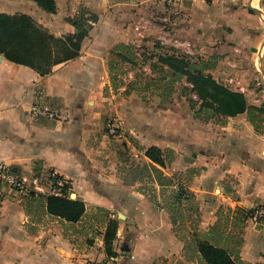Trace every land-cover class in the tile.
Listing matches in <instances>:
<instances>
[{
  "label": "crops",
  "instance_id": "1",
  "mask_svg": "<svg viewBox=\"0 0 264 264\" xmlns=\"http://www.w3.org/2000/svg\"><path fill=\"white\" fill-rule=\"evenodd\" d=\"M14 1L24 5L20 14L56 38L78 33L77 25L86 36L79 57L47 76L0 55V163L10 165L27 190L37 188L35 195H49L50 173L69 179L70 198L83 200L86 210L76 223L47 215L43 206L27 214L23 203L32 208L36 196L0 185V264L104 261L109 221L117 222L116 264H204L196 254L185 257L158 196L154 202L139 190L149 185L159 194L158 187L127 182L129 170L139 165L114 160L109 143L115 141L105 134L107 116H117L121 144L141 164L148 163L144 150L150 147L173 151L163 173L187 179L202 234L220 209L264 203V131L257 132L246 114L217 128L195 122L184 106L155 111L152 102L137 103L131 93H111L109 54L117 44L148 37L189 57H215L212 78L259 106L264 103V0H54L55 14L29 0ZM153 16L166 20L160 35L150 26ZM111 94L123 95L118 106ZM39 106L45 112H35ZM188 232L189 223L183 236ZM242 238L241 262L264 264V226L246 221Z\"/></svg>",
  "mask_w": 264,
  "mask_h": 264
},
{
  "label": "trees",
  "instance_id": "2",
  "mask_svg": "<svg viewBox=\"0 0 264 264\" xmlns=\"http://www.w3.org/2000/svg\"><path fill=\"white\" fill-rule=\"evenodd\" d=\"M29 1L35 3L45 13L55 14L54 0ZM206 2L210 3L209 0ZM77 28L76 34L56 38L28 15L0 13V55L11 63L32 69L39 76H47L52 73L55 66L79 57L86 30L80 25H77ZM137 55L136 48L130 44H117L110 51L109 87L113 93L118 90L115 84L118 74L115 71L120 69L124 74L123 71L126 69L123 64L129 62L132 68L136 64ZM158 61L160 67H157V72L167 77L163 81L160 89L162 91L158 97L170 98L175 83L186 78L199 104L187 96H185L186 101L199 119L211 120L215 117L227 119L246 114L247 120L257 132L264 131V105L260 107L249 105L243 94L230 90L214 80L209 72L215 68V63L209 60H187L186 57L175 56L159 57ZM153 67L156 68V66ZM134 86L130 84L124 95L134 92L136 90ZM107 88L108 86L105 87V94ZM183 90L186 92L187 88ZM144 156L148 163L132 167L129 170L131 178L127 182L144 180L158 187L159 194H156L154 187L149 185L140 187L139 190L154 202H157L158 196L159 206L168 215L173 232L184 243L185 257L196 254L204 264H243L239 257V250L243 242L244 225L246 221L252 220L255 207L220 209L216 222L206 233H199L196 226L198 209L186 186L187 179L184 180L181 176L168 177L163 173V169L175 158L173 151H162L156 147H150L144 150ZM61 191V195L44 197L30 192L28 196H36L35 205L37 208L43 206L47 215L67 223H76L84 215L86 204L81 199H71L69 194H65L66 187H62ZM232 197L235 199V193H232ZM25 212L28 214V209L25 208ZM187 223L190 225V232L183 236L184 226ZM229 225H231L230 229H228ZM116 229L117 222L109 221L104 234L105 252L107 257L111 258L115 255L112 244Z\"/></svg>",
  "mask_w": 264,
  "mask_h": 264
},
{
  "label": "rangeland",
  "instance_id": "3",
  "mask_svg": "<svg viewBox=\"0 0 264 264\" xmlns=\"http://www.w3.org/2000/svg\"><path fill=\"white\" fill-rule=\"evenodd\" d=\"M7 1V2H3ZM26 7V6H25ZM24 9L23 4H18L14 0H0V11H4L7 14L13 15V14H20ZM34 10V8H33ZM33 10L31 11V14H33ZM36 13L38 11L36 10ZM34 15V14H33ZM152 24L150 25L155 35H160L161 31L163 30V26L166 25V20H163L161 16H153L152 18ZM152 37V36H151ZM133 46L136 48L137 51V57H136V64L131 68L130 63L127 62L126 64H123L124 68L126 70L123 71L124 74L121 73V70L118 69L115 71V73L118 74L115 84L118 87V93L124 94L126 89L129 87L130 84L135 85V91L131 92L130 99L138 102H144L150 104L152 102L154 104L155 111L157 110H165L170 108L171 106H184L186 109L187 116H192L195 122H200L204 124L212 123L217 128H219L221 125H225L227 119L215 117L211 120H202L199 119L197 114L189 108V103L186 101V97H189L194 100L196 104H199V101L197 99L196 94L194 93L192 86L188 83L186 78H182L180 82L175 83L174 90L172 92V95L170 98H160L158 95L161 93L162 90L161 86L163 85V81L167 79L166 76L162 75L160 72H157V67H160L158 58L159 57H166V56H175L179 58L186 57L187 60H197L195 57H189L184 54L179 53L178 48H174L168 43L161 42L160 40H156L153 38L144 37L143 39L139 40L136 44H133ZM203 60H209L216 64L217 58L210 57L208 59ZM153 66H156L154 68ZM122 69V68H121ZM184 88H187L186 92L183 90ZM113 93V91L111 92ZM114 95L111 94L109 98H112L113 105H117L116 101L123 99V95ZM122 104H124V101H121ZM263 104L259 105L263 106ZM112 107V105H110ZM118 106V105H117ZM253 106V105H252ZM44 110L45 108L42 107ZM198 109V105L196 106V110ZM162 113V112H160ZM196 114V115H195ZM212 114V113H211ZM54 116V115H53ZM106 126L107 124H114L118 127V132L116 134H110L107 132V129H105V134L108 139L114 140L115 142L110 144V148L114 149V160H121L122 162H128V163H136L138 165L141 164V161H139V156H135L133 153L129 152V150H125L121 144V140L123 133L121 130V124L119 123V120H117V116L112 112H110L109 116H107L106 119ZM126 140L129 142L130 145L134 146L133 141H131L127 136ZM108 159H106L107 161ZM55 174V173H54ZM56 175V174H55ZM180 174L172 175L178 177ZM60 179V183L58 184V188L60 190L59 194L61 195L62 187H66L65 194H69V197L73 196L72 187L70 184L69 179L65 177L58 176ZM186 179V178H185ZM78 199V198H77ZM25 205L24 208L28 209V214H32L33 212L41 211V208H37V206L34 204L32 208H27L26 203H23ZM262 204V203H261ZM260 205V204H258ZM256 209V206H255ZM31 210V212H30ZM253 223L263 225L264 221L255 222Z\"/></svg>",
  "mask_w": 264,
  "mask_h": 264
},
{
  "label": "built area",
  "instance_id": "4",
  "mask_svg": "<svg viewBox=\"0 0 264 264\" xmlns=\"http://www.w3.org/2000/svg\"><path fill=\"white\" fill-rule=\"evenodd\" d=\"M209 1H215V0H209ZM168 3H171L172 0H167ZM37 111H43L45 110L39 106L37 109H35V112ZM107 132L110 134H116L118 132V127L114 124H107L106 126ZM60 183V179L55 175L54 173H50L49 175V195H59V188L57 187ZM0 185H3L5 187H8L12 190L18 191V192H27L28 194L30 192H33L35 194H38L40 191H37L38 189L34 188L32 190H27L25 186V180L21 179L17 173L13 170V168L6 164V163H0ZM264 221V203L257 205L256 209L252 215V220L255 222ZM91 264H116L114 258H107L104 261L97 262V263H91Z\"/></svg>",
  "mask_w": 264,
  "mask_h": 264
},
{
  "label": "water",
  "instance_id": "5",
  "mask_svg": "<svg viewBox=\"0 0 264 264\" xmlns=\"http://www.w3.org/2000/svg\"><path fill=\"white\" fill-rule=\"evenodd\" d=\"M131 1H134V0H131ZM258 14H260L258 11H256Z\"/></svg>",
  "mask_w": 264,
  "mask_h": 264
}]
</instances>
